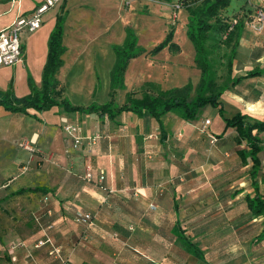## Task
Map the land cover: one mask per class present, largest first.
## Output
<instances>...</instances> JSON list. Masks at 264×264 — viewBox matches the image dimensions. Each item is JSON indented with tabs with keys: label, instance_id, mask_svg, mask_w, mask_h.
<instances>
[{
	"label": "crops",
	"instance_id": "crops-1",
	"mask_svg": "<svg viewBox=\"0 0 264 264\" xmlns=\"http://www.w3.org/2000/svg\"><path fill=\"white\" fill-rule=\"evenodd\" d=\"M42 1L0 0V30ZM176 2L59 0L38 29L22 33V60L0 67V92L10 89L21 99L32 84L40 89L58 19L64 46L58 100L82 107L110 101L113 47L125 43L128 30L143 51L127 62L116 106L132 93L141 99L192 83V68L197 84L188 13ZM257 7L264 0H230L227 7L229 18L244 25L218 97L223 115L211 104L192 119L174 110L112 116L61 104L25 111L0 104V264H60L48 253L50 243L34 246L44 239L71 264H264V215L249 206L256 194L264 200V130H252L260 139L254 178L246 141L224 121L237 113L264 120V28L248 25ZM155 32L161 38L146 45L140 35ZM62 118L77 130L67 132ZM73 136L82 137L79 145ZM85 213L90 224L78 221Z\"/></svg>",
	"mask_w": 264,
	"mask_h": 264
},
{
	"label": "trees",
	"instance_id": "trees-1",
	"mask_svg": "<svg viewBox=\"0 0 264 264\" xmlns=\"http://www.w3.org/2000/svg\"><path fill=\"white\" fill-rule=\"evenodd\" d=\"M170 1V0H164ZM230 0H177L174 8H184L187 13L186 35L193 43L195 49L194 62L200 70L201 76L193 97L186 93L189 84L180 88H174L166 92H158L141 99L129 96L127 104L116 106L113 101L115 89L123 86V73L129 58L140 54L143 50L136 45V38L131 30L127 31V38L122 46L115 45L114 51L116 61L111 70V99L107 103H91L86 107L70 105L66 99L58 100L61 90H56L59 81L56 78L58 68L61 64V54L64 51L62 45V20L58 22L51 31L47 42V58L42 70V84L40 89L31 85V92L28 96L17 99L12 91L8 89L0 92V104L10 111H25L27 107L37 110L47 109L52 105L61 104L66 110H79L82 112H99L114 115L121 110H132L137 113H154L160 115L167 110L177 111L186 119L195 118L200 108L206 104H211L218 108L221 115L222 108L218 101L220 94L229 84V75L232 69L233 59L236 53L239 33L244 25L241 19L236 18V23L230 28L233 18L227 15V7ZM258 8V7H257ZM256 8V9H257ZM264 10L263 7H260ZM229 18V19H228ZM168 41V40H167ZM164 41L155 50L160 49ZM228 50L227 53L218 55V51ZM215 53L217 55H215ZM217 64L225 66L226 77L219 83ZM252 71L248 75H255ZM187 98H190L187 100ZM226 126L235 127L239 138L245 140L250 155L254 161L252 177L257 176L259 160L257 153L260 150V139L257 134H252L264 130V120L256 121L247 114L237 113L232 117H224ZM257 189L256 182L252 181ZM252 212L256 215H264V200L256 194L255 198L249 201ZM264 229V228H263Z\"/></svg>",
	"mask_w": 264,
	"mask_h": 264
},
{
	"label": "built area",
	"instance_id": "built-area-1",
	"mask_svg": "<svg viewBox=\"0 0 264 264\" xmlns=\"http://www.w3.org/2000/svg\"><path fill=\"white\" fill-rule=\"evenodd\" d=\"M59 0H43L33 11L31 15H19L17 16L8 26L0 30V67L1 66H11L19 63L22 60V49H21V35L24 32H32L38 29L41 25L42 15L54 7ZM236 23V18L232 19L230 23V28ZM248 25L255 31H261L264 28V10L258 7L255 10L254 16L249 20ZM64 123V128L67 132L71 133L76 131V127L68 124L65 118H62ZM209 120L206 119L204 124H208ZM95 138H91L88 141L94 143ZM73 145L77 146L81 143L82 137L73 136ZM25 149H29L25 142L19 144ZM85 179H91V173L89 171L85 174ZM103 179V174L100 175L99 181ZM78 221L86 224L91 223V215L89 213L78 214ZM50 243L51 248L49 250V255L56 257L60 260V264H71V262L61 255L59 247L54 246L49 239L38 240L34 246L38 247L42 244ZM13 247V246H12ZM11 259H15L11 256Z\"/></svg>",
	"mask_w": 264,
	"mask_h": 264
},
{
	"label": "rangeland",
	"instance_id": "rangeland-1",
	"mask_svg": "<svg viewBox=\"0 0 264 264\" xmlns=\"http://www.w3.org/2000/svg\"><path fill=\"white\" fill-rule=\"evenodd\" d=\"M256 10V9H255ZM250 14V13H249ZM251 15V14H250ZM187 16H188V14H187ZM145 17V16H144ZM251 18H253V15H251L250 16ZM175 20V19H174ZM173 20V21H174ZM176 21V20H175ZM156 35H159V38H161L160 37V33L159 34H157L156 32L155 33H150V34H148V36L146 35V36H142V35H140L141 36V38H142V40L144 41V43L146 44V45H148V44H150V42H152V41H154L156 38H157V36ZM190 46H191V49L194 51V56H195V49H194V46H193V43L191 42L190 43ZM228 52V50H221V51H218V55H221V54H223V53H227ZM215 55H217L216 53H215ZM221 65H218L217 64V73H218V75L219 76H222L223 77V79H225L226 78V73H225V66H223V67H220ZM194 69L192 68V70H191V76H192V83L190 82V81H188L186 84H189V86L190 87H188L185 91H186V93H188V95L189 96H191V97H193V95L195 94V91H196V87H197V84H198V82H197V84H195L194 83V81L196 80V77H195V75H194ZM221 82H223V81H221ZM219 83H220V81H219ZM186 84H184V85H186ZM182 87V86H181Z\"/></svg>",
	"mask_w": 264,
	"mask_h": 264
}]
</instances>
